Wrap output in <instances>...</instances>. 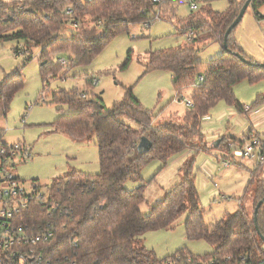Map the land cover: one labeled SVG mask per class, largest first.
Listing matches in <instances>:
<instances>
[{"label": "trees", "instance_id": "trees-1", "mask_svg": "<svg viewBox=\"0 0 264 264\" xmlns=\"http://www.w3.org/2000/svg\"><path fill=\"white\" fill-rule=\"evenodd\" d=\"M246 1L228 0L229 7L222 13H214L208 4L202 13L195 14L198 6L187 19H178L177 10L183 0H0V43L16 42L27 52L34 47L42 48L41 62L47 61L40 69L42 96L47 95L50 79L65 72L64 65L51 61L52 56L70 54L72 67L88 66L118 35H130L139 25L148 29L158 20L174 22L178 30L188 36L184 46L148 52L144 57L145 75L156 71L170 73L177 98L184 97L189 88L196 89L191 95L193 106L186 108L180 117L171 116L157 124L153 111L134 96L132 87L125 88L124 99L111 108L87 89L50 92L51 104L70 112L59 116L51 125L54 131L64 133L74 143H89L95 139L100 164L96 175L71 170L50 185L53 198L65 205L61 216H54L59 223L50 244L52 255L68 256L78 264H210L212 261L215 264H264V204L258 210L257 223L254 214L264 198V180L261 179L264 164L260 162L253 171L257 178L250 183L256 184L252 212L241 205L235 213H226L222 219L208 225L196 187L194 159L181 167L180 182L164 193L163 199L151 207L149 215L141 211L146 189L154 180L144 181V168L159 161L164 169L175 156L208 150L210 145L203 122L210 119L211 111L220 102L234 106L241 114L260 111L264 105V94H261L250 111L245 112L246 106L235 96L233 88L242 80L264 81L263 67L247 65L238 57L240 54L255 63L246 57L236 40L237 28L229 35L227 48L220 57L207 64L194 61L204 35L208 43L203 48L217 42L223 46L228 28ZM263 8L264 0L250 3L249 9L258 22L264 19ZM15 51L22 55L21 48ZM130 59L131 54L121 71L129 68ZM85 79L88 88L94 86L93 75ZM24 85L20 70L0 80V117L7 114ZM248 135L238 146L231 142L225 145L234 160L237 159L234 150L243 149L253 132ZM142 138L152 144L146 153L138 151ZM221 142L219 140L220 146ZM261 150L264 156V141H261ZM234 160L228 163H236ZM129 182L141 185L127 189ZM36 209L41 212L40 208ZM185 213L188 214L185 221L188 240L206 242L213 247L212 253L195 256L181 249L161 260L154 252L140 246L146 233L173 229L174 223ZM36 219L32 211L29 223Z\"/></svg>", "mask_w": 264, "mask_h": 264}, {"label": "rangeland", "instance_id": "rangeland-1", "mask_svg": "<svg viewBox=\"0 0 264 264\" xmlns=\"http://www.w3.org/2000/svg\"><path fill=\"white\" fill-rule=\"evenodd\" d=\"M196 3L199 11L211 6L215 12H225L229 7L228 0H183L177 10L178 19H187L193 11L190 5ZM264 15V8L261 12ZM246 57L256 64L264 65V19L257 21L255 14L249 9L234 34ZM198 43L195 62L207 64L220 57L224 47L214 43L205 48L208 41ZM188 36L183 35L174 22L158 20L150 28L143 25L132 29L131 34H120L113 39L104 51L88 66L72 67L70 54L52 56L56 65H64L65 72L50 79L46 96H42L44 86L41 78L40 52L42 48L34 47L27 52L16 42L0 43V80L16 70L24 79L23 89L16 94L6 115L0 117V131L4 132L3 142L14 145L26 142L34 146L32 159L25 163H17L13 173L24 181L26 186L36 181L40 186L47 187L59 177L68 175L71 170H81L96 175L100 172L98 148L95 139L89 143H74L67 135L55 132L52 124L61 115L70 114L65 107L51 104L50 92L57 90L87 89L101 97L105 105L111 108L125 97V88H133L134 96L141 104L157 117L159 124L171 118L180 117L186 110L184 97L191 99L196 91L189 88L184 97L177 98L172 76L165 71L151 72L145 75L144 57L148 52L184 46ZM21 48L25 54L18 55L15 49ZM131 54L130 66L121 71L122 65ZM64 60V63L62 61ZM45 62V61H44ZM47 62V61H46ZM94 76L98 80L96 86L87 87L86 76ZM237 100L243 106L252 107L257 97L264 94V81L250 83L242 80L234 86ZM264 117V105L260 108ZM63 110V111H60ZM259 112V111H258ZM260 113H239L234 106L220 102L210 113V119L203 122V130L210 148L198 154L188 152L173 157L168 166L162 169L159 161L152 162L144 168V181L153 180L146 189V200L141 206L144 215H149L151 207L159 203L164 193L175 187L181 180L180 169L190 159H194L196 187L208 225L222 219L226 213H235L241 205L248 212L253 209V195L256 180L253 175L259 162V151L253 157L234 160L225 145L246 140L249 132L253 135L248 140L253 143L257 139L264 141V125L255 133L250 130L251 122ZM257 116V117H258ZM264 120H260V124ZM243 135L244 139H242ZM222 140L221 146L215 144ZM225 140V141H224ZM260 140V139H259ZM235 147V145H234ZM234 160L236 163H228ZM230 164L226 167V164ZM78 170V171H79ZM264 180V173L261 176ZM141 183L129 182L127 189H135ZM162 197V198H161ZM187 213L183 214L173 225V229L152 231L141 239L142 247L155 253L158 259L172 256L181 249H187L195 256H205L213 252V247L204 241H190L185 233Z\"/></svg>", "mask_w": 264, "mask_h": 264}, {"label": "built area", "instance_id": "built-area-1", "mask_svg": "<svg viewBox=\"0 0 264 264\" xmlns=\"http://www.w3.org/2000/svg\"><path fill=\"white\" fill-rule=\"evenodd\" d=\"M190 8L195 11L198 5L192 3ZM92 84L96 86L98 80L95 78ZM183 102L187 108L193 106L191 99L184 97ZM249 111L250 107L246 106L245 112ZM255 112L259 113L258 110ZM3 137L4 132L0 131V264H78L68 256H54L50 251L59 223L54 216H61L64 211L62 206L65 205L53 198L51 186L42 187L33 181L28 187L13 173L17 163L32 159L33 146L26 142L8 145L3 142ZM256 150L259 151V162L264 164L261 141L256 137L253 143L247 141L243 149H235L234 156L250 158ZM36 208H40L41 212ZM32 211L37 219L29 223Z\"/></svg>", "mask_w": 264, "mask_h": 264}, {"label": "water", "instance_id": "water-1", "mask_svg": "<svg viewBox=\"0 0 264 264\" xmlns=\"http://www.w3.org/2000/svg\"><path fill=\"white\" fill-rule=\"evenodd\" d=\"M252 0H247L246 3L243 5L240 13L238 14L237 18L235 19V21L232 23V25L228 28L225 37H224V42H223V47L224 49L227 48V42H228V37L231 34V32L236 29L239 24L241 23V21L243 20V17L245 15V13L248 11L249 7H250V3ZM238 57L241 59V61H243L245 64L250 65V66H261L264 68V65H259L256 63H253L249 60H247L244 56L238 54ZM47 62H43V65L46 64ZM219 145V141L215 144V146L217 147ZM152 147L151 142L147 139V138H142V140L140 141L139 145H138V151L139 153H146L148 152ZM264 204V198L257 204L256 209H255V222L257 223V213L258 210L261 208V206ZM256 229L260 235L259 232V228L256 225ZM261 236V235H260ZM262 240L264 241V238L262 237Z\"/></svg>", "mask_w": 264, "mask_h": 264}, {"label": "crops", "instance_id": "crops-1", "mask_svg": "<svg viewBox=\"0 0 264 264\" xmlns=\"http://www.w3.org/2000/svg\"><path fill=\"white\" fill-rule=\"evenodd\" d=\"M5 1H8V2H10V1H14V0H5ZM194 93V92H193ZM176 96V95H175ZM187 108V107H186ZM262 110L260 109V111H259V115L260 116H258V115H255L256 116V118L253 120V122L252 121H250L251 122V126H250V130H253L255 133H257L258 132V128H260V126H263L264 125V123H261L260 124V120H264V117H262ZM258 116V117H257ZM257 131V132H256ZM244 136H246V135H243L242 136V139H244ZM83 144V143H82ZM33 150H34V146H33ZM226 167H229V166H226ZM79 170V169H78ZM79 171H82V169L81 170H79ZM82 172H84V173H87L86 171H82ZM88 174H91V173H88ZM162 197H163V195H162ZM161 197V198H162Z\"/></svg>", "mask_w": 264, "mask_h": 264}]
</instances>
